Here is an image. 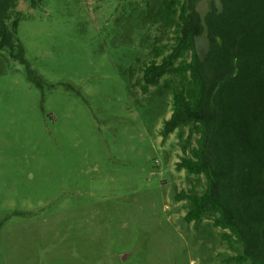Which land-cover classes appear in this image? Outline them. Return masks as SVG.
I'll list each match as a JSON object with an SVG mask.
<instances>
[{"label": "rangeland", "instance_id": "rangeland-1", "mask_svg": "<svg viewBox=\"0 0 264 264\" xmlns=\"http://www.w3.org/2000/svg\"><path fill=\"white\" fill-rule=\"evenodd\" d=\"M213 6L224 9L198 2L203 14ZM16 17L43 84L0 50V264H238L228 259L243 247L210 215L187 221L177 198L203 193L206 178L177 169L188 128L163 140L171 77L148 93L137 84L174 31L144 0H20ZM197 48L207 55V33Z\"/></svg>", "mask_w": 264, "mask_h": 264}, {"label": "trees", "instance_id": "trees-1", "mask_svg": "<svg viewBox=\"0 0 264 264\" xmlns=\"http://www.w3.org/2000/svg\"><path fill=\"white\" fill-rule=\"evenodd\" d=\"M27 1L37 7L43 0ZM199 1L144 0L147 17L176 36L172 46L155 47L137 84L148 93L171 77L164 86L172 90L174 108L163 140L188 128L177 169L206 178L203 193L192 186L177 195L186 201V220L212 216L229 247H243L229 262L264 264V4L248 10L245 0H221L223 10L213 6L203 14ZM19 2L0 0V50L27 65L30 79L42 86L18 37L20 17L10 23ZM226 6L233 18L214 17L225 16ZM203 33L210 39L206 56L197 48Z\"/></svg>", "mask_w": 264, "mask_h": 264}, {"label": "flooded vegetation", "instance_id": "flooded-vegetation-1", "mask_svg": "<svg viewBox=\"0 0 264 264\" xmlns=\"http://www.w3.org/2000/svg\"><path fill=\"white\" fill-rule=\"evenodd\" d=\"M201 1V0H200ZM264 3L263 2H256V1H251V0H245V7L248 9V10H252V9H259L261 7V5H263ZM256 9V10H257ZM248 18V17H247Z\"/></svg>", "mask_w": 264, "mask_h": 264}]
</instances>
